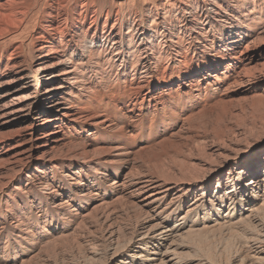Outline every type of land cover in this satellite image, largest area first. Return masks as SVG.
<instances>
[{
	"label": "bare ground",
	"instance_id": "bare-ground-1",
	"mask_svg": "<svg viewBox=\"0 0 264 264\" xmlns=\"http://www.w3.org/2000/svg\"><path fill=\"white\" fill-rule=\"evenodd\" d=\"M0 264H264V0H0Z\"/></svg>",
	"mask_w": 264,
	"mask_h": 264
},
{
	"label": "rangeland",
	"instance_id": "rangeland-1",
	"mask_svg": "<svg viewBox=\"0 0 264 264\" xmlns=\"http://www.w3.org/2000/svg\"><path fill=\"white\" fill-rule=\"evenodd\" d=\"M92 107H93V105H92ZM113 107V104L111 103V102H102L100 105H99V109H101V110H110L111 108ZM72 135V134H71ZM225 239H223L222 237H219L218 236V234L217 235H211L210 237H209V240H207V242L205 243H203V245H205L207 248L209 247V249L211 250V251H213L214 250V248H215V246L216 245H220V244H222V243H225ZM214 247V248H213ZM201 249H203L202 247H200ZM205 250V249H204Z\"/></svg>",
	"mask_w": 264,
	"mask_h": 264
}]
</instances>
